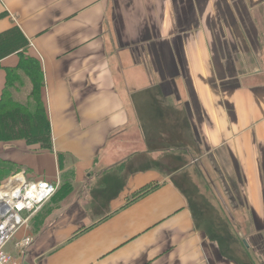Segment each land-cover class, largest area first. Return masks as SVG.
I'll list each match as a JSON object with an SVG mask.
<instances>
[{
	"label": "crops",
	"instance_id": "1",
	"mask_svg": "<svg viewBox=\"0 0 264 264\" xmlns=\"http://www.w3.org/2000/svg\"><path fill=\"white\" fill-rule=\"evenodd\" d=\"M39 62L52 151L1 160L54 195L20 264H264V0H0ZM31 83L21 77L14 98ZM4 185V184H3Z\"/></svg>",
	"mask_w": 264,
	"mask_h": 264
},
{
	"label": "trees",
	"instance_id": "2",
	"mask_svg": "<svg viewBox=\"0 0 264 264\" xmlns=\"http://www.w3.org/2000/svg\"><path fill=\"white\" fill-rule=\"evenodd\" d=\"M22 44L15 32L5 37L0 35V58ZM18 58V65L5 71L6 81L0 97V143L24 140L29 146L38 145L42 151H52L50 124L40 97L43 74L39 62L25 51L19 52ZM22 76L31 83V91L24 102H18L14 90ZM14 167L12 162L0 157V184L18 171Z\"/></svg>",
	"mask_w": 264,
	"mask_h": 264
},
{
	"label": "built area",
	"instance_id": "3",
	"mask_svg": "<svg viewBox=\"0 0 264 264\" xmlns=\"http://www.w3.org/2000/svg\"><path fill=\"white\" fill-rule=\"evenodd\" d=\"M44 181H28L23 173L12 176L0 189V264H20L6 251L15 233L55 193Z\"/></svg>",
	"mask_w": 264,
	"mask_h": 264
},
{
	"label": "rangeland",
	"instance_id": "4",
	"mask_svg": "<svg viewBox=\"0 0 264 264\" xmlns=\"http://www.w3.org/2000/svg\"><path fill=\"white\" fill-rule=\"evenodd\" d=\"M0 157H1V143H0ZM19 173V170L16 173H12L7 179L4 180L3 184H5L6 182H8V180L10 179V177H12L13 175ZM2 184H0V189H1Z\"/></svg>",
	"mask_w": 264,
	"mask_h": 264
}]
</instances>
